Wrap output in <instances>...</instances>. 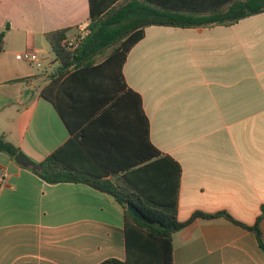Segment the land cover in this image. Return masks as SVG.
Returning a JSON list of instances; mask_svg holds the SVG:
<instances>
[{"label":"crops","instance_id":"1","mask_svg":"<svg viewBox=\"0 0 264 264\" xmlns=\"http://www.w3.org/2000/svg\"><path fill=\"white\" fill-rule=\"evenodd\" d=\"M161 1L207 9L229 0ZM90 10V0H0V33L9 26L0 52V134L36 163L74 138L43 95L61 65L45 35L70 28L76 37ZM26 51L44 67L17 58ZM123 76L118 96L98 113L78 115L85 147L76 145L71 164L97 177L122 173L152 154L148 132L179 165L181 222L227 212L253 227L263 216L264 240V13L233 25L150 26ZM4 172L0 264L127 260L124 211L112 196L85 183H48L0 153ZM173 264H264V251L228 217L197 218L174 234Z\"/></svg>","mask_w":264,"mask_h":264},{"label":"trees","instance_id":"2","mask_svg":"<svg viewBox=\"0 0 264 264\" xmlns=\"http://www.w3.org/2000/svg\"><path fill=\"white\" fill-rule=\"evenodd\" d=\"M90 5V34L77 50L70 51L64 46V41L69 39L70 28L45 35L61 65L53 76L55 81L43 91V95L56 106L74 138L40 163L43 172L35 173L51 184H88L112 196L123 208L127 260L108 259L100 264H173L174 234L197 218L228 217L252 231L264 251L260 227L263 216L258 218L253 227L234 220L227 212H196L187 222L178 219L179 165L170 157H164L152 145L148 132L147 144L153 150L152 154L148 159L144 157L135 165L123 169L122 173L106 172L97 177L75 168L70 160L77 153L76 145L82 149L85 147L81 139L82 132L76 133L79 127L76 124L81 123L75 122L83 120L78 115L98 113L99 108L127 87L123 66L131 49L145 37L146 28L233 25L264 13V0H229L207 9L161 0H90ZM8 29L9 26L0 33V52ZM108 50L111 53L106 55ZM100 56L105 58L97 64ZM106 83L111 88L107 89ZM64 95L67 100L63 98ZM20 152L18 147L0 134V153L15 159ZM110 174L112 178L107 179ZM129 205L136 207L148 222L136 218L129 210Z\"/></svg>","mask_w":264,"mask_h":264},{"label":"built area","instance_id":"3","mask_svg":"<svg viewBox=\"0 0 264 264\" xmlns=\"http://www.w3.org/2000/svg\"><path fill=\"white\" fill-rule=\"evenodd\" d=\"M89 34H90V22H84L80 25L79 33L77 34V36L74 38H69L68 40L64 41V46L70 51H75L80 47L82 42ZM17 58L26 61L28 63H31L33 65H36L38 68L44 67V60L34 52L26 51V52L18 53ZM7 177L8 174L4 172L2 175H0V180L4 182Z\"/></svg>","mask_w":264,"mask_h":264},{"label":"water","instance_id":"4","mask_svg":"<svg viewBox=\"0 0 264 264\" xmlns=\"http://www.w3.org/2000/svg\"><path fill=\"white\" fill-rule=\"evenodd\" d=\"M15 161L21 165L22 167L28 168L35 172H43V167L39 164L33 161L31 158H29L24 152H20L16 157ZM129 210L134 214L136 218H138L141 221L148 222L147 219L143 216V214L134 206L129 205Z\"/></svg>","mask_w":264,"mask_h":264},{"label":"rangeland","instance_id":"5","mask_svg":"<svg viewBox=\"0 0 264 264\" xmlns=\"http://www.w3.org/2000/svg\"><path fill=\"white\" fill-rule=\"evenodd\" d=\"M110 53H111V50H108L107 53H106V55H109ZM106 55H105V56H106ZM105 56H100V57H98V58H97V62H100V61L104 60Z\"/></svg>","mask_w":264,"mask_h":264}]
</instances>
